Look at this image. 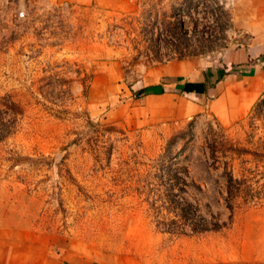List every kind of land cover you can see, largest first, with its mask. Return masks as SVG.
<instances>
[{
  "label": "rangeland",
  "instance_id": "1",
  "mask_svg": "<svg viewBox=\"0 0 264 264\" xmlns=\"http://www.w3.org/2000/svg\"><path fill=\"white\" fill-rule=\"evenodd\" d=\"M232 8L0 0V224L144 264L263 245L264 98L222 124L188 113L182 85L163 88L172 98L136 87L170 62L217 76L223 50L248 41Z\"/></svg>",
  "mask_w": 264,
  "mask_h": 264
},
{
  "label": "crops",
  "instance_id": "2",
  "mask_svg": "<svg viewBox=\"0 0 264 264\" xmlns=\"http://www.w3.org/2000/svg\"><path fill=\"white\" fill-rule=\"evenodd\" d=\"M74 6L95 4L108 9L128 8L132 0H58ZM233 27L248 35L244 45L225 48L217 68L203 73L192 60L170 62L150 70V80L140 87L144 97H174L165 86L182 85L189 92V100L180 99L188 113L205 110L222 124L241 118L264 98V0H233ZM187 71L190 77L180 82L170 77ZM202 77L199 78V75ZM200 75V76H201ZM169 76V77H168ZM218 78L215 81V78ZM180 83V84H179ZM144 90V91H143ZM198 101V102H197ZM264 238V229L257 231ZM0 264H144L125 254L81 253L65 246L55 247L52 235L44 230L12 227L0 224ZM195 264H264L263 245H238L230 251L208 257Z\"/></svg>",
  "mask_w": 264,
  "mask_h": 264
},
{
  "label": "trees",
  "instance_id": "3",
  "mask_svg": "<svg viewBox=\"0 0 264 264\" xmlns=\"http://www.w3.org/2000/svg\"><path fill=\"white\" fill-rule=\"evenodd\" d=\"M217 79H218V78L216 77V78H215V81H216ZM143 91H144V90H143Z\"/></svg>",
  "mask_w": 264,
  "mask_h": 264
},
{
  "label": "built area",
  "instance_id": "4",
  "mask_svg": "<svg viewBox=\"0 0 264 264\" xmlns=\"http://www.w3.org/2000/svg\"><path fill=\"white\" fill-rule=\"evenodd\" d=\"M242 32H243V31H242ZM242 32H241V33H242ZM243 33H244V32H243ZM245 34H246V33H245Z\"/></svg>",
  "mask_w": 264,
  "mask_h": 264
}]
</instances>
